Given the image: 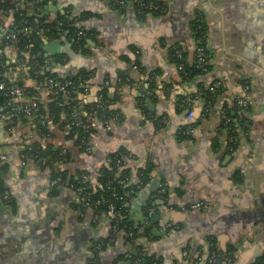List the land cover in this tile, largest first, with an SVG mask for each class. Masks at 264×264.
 I'll return each instance as SVG.
<instances>
[{
    "label": "crops",
    "instance_id": "obj_1",
    "mask_svg": "<svg viewBox=\"0 0 264 264\" xmlns=\"http://www.w3.org/2000/svg\"><path fill=\"white\" fill-rule=\"evenodd\" d=\"M162 1L168 13L145 21L132 4L120 12L109 0L45 5L51 19L68 10L86 13L85 26L96 32L97 41L78 51L64 37L55 41L68 62L48 66L62 76L82 68L91 72L79 105L96 132L90 152L81 150L60 120L50 119L49 136L41 138L32 123L12 122L0 95V153L9 165L4 177L13 202L0 203V264H132L129 253L136 247L123 232L112 235L107 214L96 220L92 212H80L71 186L55 189L51 169L23 163L24 144L39 139L70 152L62 166L68 174L86 169L93 182L111 165L113 153H126L134 186L127 217L149 231L137 244L161 264H206L216 254L213 243L221 252L237 248L231 256L217 254L223 264H264V0ZM199 14L208 24L213 70L183 82L168 49L180 42L192 61L191 22ZM3 53L16 58L13 47L0 43ZM152 75L157 88L147 95ZM213 79L224 82L225 93L207 112L199 86ZM247 82L255 105L250 126L237 131L240 141L233 147L229 128L222 127L223 111L235 107ZM105 88L110 96L104 100L113 109L110 127L87 107L103 99L99 92ZM191 96L193 117L182 104ZM39 100L47 105L49 93L42 90ZM146 170L144 179L140 172Z\"/></svg>",
    "mask_w": 264,
    "mask_h": 264
},
{
    "label": "trees",
    "instance_id": "obj_2",
    "mask_svg": "<svg viewBox=\"0 0 264 264\" xmlns=\"http://www.w3.org/2000/svg\"><path fill=\"white\" fill-rule=\"evenodd\" d=\"M48 1L0 0V33H2L0 43L2 48L13 47L16 53L15 59L7 57L5 53L0 54V83L2 81L10 83L8 72L21 65L19 83L26 87L29 93L28 95L33 98L38 110L34 117L25 114L12 115V122L15 124L18 122L25 124L32 123V126L38 130L39 137L42 138L49 136L47 134L49 133L50 119L60 120L62 124L68 125L71 128L72 136L77 139V145L84 151L87 150V146L90 145L92 147V139L96 131L79 105V96L88 87L92 74L85 68L66 76L48 70V66L51 63L60 65L67 64L68 55L60 52L57 55L49 56L44 50V46L45 40L55 42L62 40L64 37L78 51L85 48L90 39L97 41V36L94 30L88 29L84 24V21L87 20L86 13L74 14L71 10H68L65 13H60L55 19L49 18L44 11V7ZM128 4L133 5L141 21L147 20L150 16H165L169 11L168 6L162 0H109L110 7L115 11L123 12L126 10ZM208 29L204 15L199 14L198 17L192 20L191 36L196 40V45L207 47ZM80 30H83L85 34L79 35ZM11 34H14L15 38L9 37ZM84 51L86 52L87 50ZM189 51H185L180 42L173 43L168 49L169 58L176 65L181 81L183 82L205 77L213 70L212 62L207 64L198 62L195 49L192 51L193 59L190 61L188 58ZM138 62L136 61V63ZM31 79L35 81V84H30ZM49 79H54L62 83L70 81L71 84L67 87V91H59L56 87H49L47 84ZM218 81L219 79L204 80L199 86L203 100L207 103L206 106L210 107V111L215 107L219 97L225 93L223 88H218L214 91L213 88L216 87ZM156 88L155 75H152V81H150L149 85L151 94L155 93ZM42 90L49 93V102L47 105L39 100ZM109 93L110 91L107 88L101 90L99 95L101 94L103 99L97 100L87 106L89 112L98 115L102 119H105V121L110 119L113 111L111 102L104 100L109 98ZM0 95H3L5 104L8 106L7 100L10 98V95L2 90H0ZM182 104L188 109L187 111L192 109L194 105L193 96L183 97ZM232 108L234 106L231 108L229 106V110L227 109L229 122L226 125L222 124V127L229 128L228 136L230 138V144L236 147L240 140L238 139L239 132L235 130L236 115L233 113ZM75 112L80 114V118L85 123L90 124L88 129L71 125L75 120ZM21 155L24 160L35 162L42 168L51 169L52 181L60 177L62 181L60 183H54L55 189L63 185L74 187L84 186L85 191L82 194L89 195V203L87 204L83 201L78 202L76 208L84 214L88 212H92L94 215L98 214L99 219L104 215L106 216L107 213L106 205L99 202L103 196L110 201L116 202L119 208L121 203L117 198L113 197V192L116 191L120 195L125 194L129 199L134 189V186L130 185L132 170L126 165V153L123 151L112 154L111 165L104 166L100 169L96 182L91 181V172L86 169H78L74 175L68 174V170L62 166L64 163L70 162L71 154L61 146L44 144L41 139L33 140L24 144ZM43 157L47 158V162L44 164L42 163ZM8 170L9 165L3 161L2 154L0 153V203H10V205H13L11 194L4 177ZM147 173V170L140 172V174H143L142 178L144 179L147 177ZM85 174L89 176L87 182H83L82 176ZM120 180H123L124 183H121ZM127 215L128 212L124 211L119 214L118 220L111 219L112 235L116 236L123 232L124 236L136 247V252L130 251L129 253V259L132 264H135L137 260H139V264H161L160 259L155 254L147 251L142 243L137 244V240L142 235L145 236L149 231L145 227L144 234H139V227H136ZM116 224H118L117 228L114 227ZM129 232H134V235H130ZM236 250L237 248L235 247L231 248L228 252H221L216 248L214 243L211 249L216 254L229 253L230 256L234 255ZM94 258H98L97 253ZM206 264L213 263L208 260ZM218 264L223 263L221 261Z\"/></svg>",
    "mask_w": 264,
    "mask_h": 264
},
{
    "label": "built area",
    "instance_id": "obj_3",
    "mask_svg": "<svg viewBox=\"0 0 264 264\" xmlns=\"http://www.w3.org/2000/svg\"><path fill=\"white\" fill-rule=\"evenodd\" d=\"M62 24V23H60ZM62 29V28H60ZM85 32L83 30L79 31V35H84ZM9 37L11 38H15L14 34H11ZM196 43V41H195ZM195 51L197 53V57H198V62L200 63H211L212 62V56H211V51L207 45V47L205 46H195ZM181 54V51H180ZM20 69H21V65H19L18 67H16V69L10 70L8 72L9 74V79H10V83L6 82V81H2L0 83V90L5 91L6 94L10 95V98L7 100V109L9 111L10 115H15V114H25L28 116H35L38 110V107L36 106L35 102L33 101V98L30 97L28 94V91L26 89L25 86L21 85L19 83V76H20ZM47 84L49 85V87L51 88H58V90L60 91H67V87L71 84L70 81H66L65 83L59 82V81H55L54 79H49ZM225 84L222 80H219L216 83V87L213 88L214 91H216L218 88L220 89H224ZM147 95L151 94L150 90L146 91ZM255 105V100L252 94V88H251V84L249 82H247L244 85V92L240 95H237L235 98V107H234V114L236 115V119H235V130L238 131V129L242 130H246L248 129V127L250 126V114L252 112V109ZM210 110V107H206V111L208 112ZM195 114L193 107L192 109L189 110V117H193ZM75 116V120L72 122V126H77V127H83L84 129H88L90 127L89 123H85L81 118H80V114L78 112H75L74 114ZM223 121L224 123H228L229 119L227 116V112L223 111ZM106 124L109 126V120L106 121ZM92 147L89 145L87 146V151H91ZM5 158V157H4ZM23 158V156H22ZM42 163H46L47 162V158L43 157L42 158ZM29 161L28 160H24L23 159V163L26 165ZM83 182H87L89 180V176L87 174L83 175ZM62 180L60 177L54 179V183H60ZM121 183H124L123 180H120ZM76 192L77 195L79 197V202H85V203H89V195L85 194L83 195L82 192L85 191V187L84 186H71ZM113 197L117 198L121 205L119 206V208L116 205V202L114 201H110L109 199H107L105 196L102 197V199L99 202H102L106 205L107 207V216L112 219V220H118L119 218V214L129 211V207H130V198L128 199L126 197L125 194H119L118 192L114 191L113 192ZM197 207H201L202 204L198 203L197 205H195ZM94 218L96 220L99 219V215L95 214ZM115 228L118 227V224H116L114 226ZM144 228L140 227L138 229V233L142 234L144 233ZM130 235H134V232H129ZM209 261L213 264H218L221 262L220 257L215 254L211 260L209 259ZM223 262V261H222ZM135 264H139V260H137L135 262Z\"/></svg>",
    "mask_w": 264,
    "mask_h": 264
},
{
    "label": "water",
    "instance_id": "obj_4",
    "mask_svg": "<svg viewBox=\"0 0 264 264\" xmlns=\"http://www.w3.org/2000/svg\"><path fill=\"white\" fill-rule=\"evenodd\" d=\"M92 43H94V42H92ZM44 50L46 51L47 54H53V55H56L60 52H65V49L62 48V45L60 42L50 43L48 40H45ZM147 102H148L149 106H153L150 98H147ZM149 190H150V188L148 190H145L144 193H142V195L147 194ZM138 226H139V224H138ZM134 252H136V251H134Z\"/></svg>",
    "mask_w": 264,
    "mask_h": 264
}]
</instances>
